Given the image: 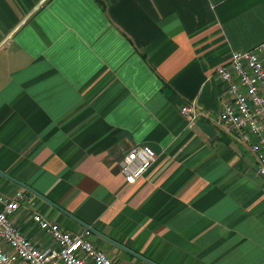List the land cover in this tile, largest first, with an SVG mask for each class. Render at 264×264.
Listing matches in <instances>:
<instances>
[{
	"label": "crops",
	"instance_id": "obj_1",
	"mask_svg": "<svg viewBox=\"0 0 264 264\" xmlns=\"http://www.w3.org/2000/svg\"><path fill=\"white\" fill-rule=\"evenodd\" d=\"M262 41L264 0H0V192L27 195L22 232L52 244L33 212L86 227L16 181L158 264H264V176L215 121L217 68ZM193 101L215 138L188 125ZM137 145L157 159L128 185L118 162Z\"/></svg>",
	"mask_w": 264,
	"mask_h": 264
},
{
	"label": "built area",
	"instance_id": "obj_2",
	"mask_svg": "<svg viewBox=\"0 0 264 264\" xmlns=\"http://www.w3.org/2000/svg\"><path fill=\"white\" fill-rule=\"evenodd\" d=\"M226 83L222 109L215 120L222 128L236 134L257 160V170L264 176V41L248 50L232 52L230 61L216 70ZM182 114L193 127L205 114L196 101L185 104ZM156 151L149 145H137L123 154L119 172L126 184L133 185L152 167ZM27 195L19 191L15 198L0 192V264H119L91 239L93 232L64 229L38 212L32 220L52 240L40 247L14 221Z\"/></svg>",
	"mask_w": 264,
	"mask_h": 264
},
{
	"label": "water",
	"instance_id": "obj_3",
	"mask_svg": "<svg viewBox=\"0 0 264 264\" xmlns=\"http://www.w3.org/2000/svg\"><path fill=\"white\" fill-rule=\"evenodd\" d=\"M196 125L198 127H200L210 138H215L216 136V129L215 127L208 123V122H205L203 120H198ZM2 173V172H1ZM4 174L5 176L9 177L10 179H13L12 177H10L9 175L5 174V173H2ZM18 182L20 185H22L23 187L27 188L29 191H32L33 193H35L36 195H38L39 197L43 198L44 200L48 201L49 203H51L52 205H54L55 207H57L58 209L62 210L64 213H66L68 216H70L71 218L75 219L76 221H78L79 223H81L83 226H85L86 228L90 229L93 233L95 234H98L100 236H102L104 239H106L107 241L109 242H112L114 245L122 248L123 250L127 251L128 253L138 257L139 259L143 260V261H146L147 263L149 264H158L154 261H151L150 259H147L146 257L142 256L141 254L139 253H136L134 251H132L131 249L125 247L124 245L110 239L109 237H106L104 235H102L101 233H99L96 229H94L93 227H91L90 225L84 223L83 221L79 220L78 218H76L74 215L68 213L67 211H64L61 207H59L58 205H56L55 203H53L52 201L48 200L46 197H44L43 195H41L40 193H38L37 191H35L34 189H32L30 186L20 182V181H16Z\"/></svg>",
	"mask_w": 264,
	"mask_h": 264
}]
</instances>
